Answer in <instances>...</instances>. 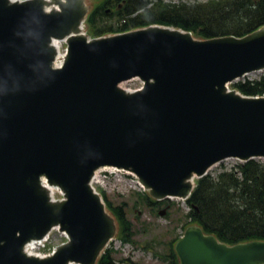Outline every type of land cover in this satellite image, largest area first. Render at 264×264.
<instances>
[{
  "label": "water",
  "instance_id": "1",
  "mask_svg": "<svg viewBox=\"0 0 264 264\" xmlns=\"http://www.w3.org/2000/svg\"><path fill=\"white\" fill-rule=\"evenodd\" d=\"M87 11V0H0V264H96L116 233L89 185L101 167L134 173L160 200L186 198L191 178L225 159H264V96L225 86L264 69V26L201 39L151 25L88 40ZM65 36L54 70L50 41ZM132 79L140 90L120 88ZM41 177L65 199L51 203ZM56 225L66 244L23 254ZM174 250L179 264H264V241L230 246L198 226Z\"/></svg>",
  "mask_w": 264,
  "mask_h": 264
},
{
  "label": "trees",
  "instance_id": "2",
  "mask_svg": "<svg viewBox=\"0 0 264 264\" xmlns=\"http://www.w3.org/2000/svg\"><path fill=\"white\" fill-rule=\"evenodd\" d=\"M106 9L109 11L106 13ZM149 25H162L190 31L196 37H241L264 26V0H206L169 3L164 0H96L88 15L87 33L100 36L125 32ZM233 88L250 96L264 95V75L253 81L235 83ZM136 205H155L146 193H135ZM108 211L117 222V238L135 244L134 229L127 215V204L114 203L103 194ZM188 225L199 226L227 245L264 241V160L251 159L223 170L215 177L204 176L187 200ZM180 236V235H179ZM161 259L178 264L173 244ZM147 244V248H151ZM125 264H139L122 259ZM114 252L106 250L97 264H115Z\"/></svg>",
  "mask_w": 264,
  "mask_h": 264
},
{
  "label": "rangeland",
  "instance_id": "3",
  "mask_svg": "<svg viewBox=\"0 0 264 264\" xmlns=\"http://www.w3.org/2000/svg\"><path fill=\"white\" fill-rule=\"evenodd\" d=\"M169 3H194L202 2L206 0H164ZM94 0H87V7H92ZM264 75V71L251 74L249 77L258 78ZM140 86V83L136 80L124 83L125 89L134 90ZM237 161L230 159L223 162L219 166H216L210 171L211 174H216L219 168L226 166H235ZM114 185V184H112ZM124 184V191L114 190L109 194H106L108 198L114 203L127 204V215L132 222L134 229L133 240L135 244L121 245L120 241L115 240L111 243V248L118 251L116 255V264H121L119 259L130 258L132 261L139 264H169L165 262L158 254H163L171 240L179 235H182L183 226L187 219L185 216L189 211L188 206L178 200L171 201V207L166 210L165 215L158 214L160 208H148L146 205H136L133 191H138L134 186ZM99 188V187H98ZM130 188V189H129ZM140 211V213H138ZM60 238L56 236L54 241H58ZM147 244H150L151 248H147Z\"/></svg>",
  "mask_w": 264,
  "mask_h": 264
},
{
  "label": "bare ground",
  "instance_id": "4",
  "mask_svg": "<svg viewBox=\"0 0 264 264\" xmlns=\"http://www.w3.org/2000/svg\"><path fill=\"white\" fill-rule=\"evenodd\" d=\"M57 45H58V43H57ZM62 62H63V59L60 58L59 62L57 63V69L60 68V66L62 65ZM127 92H130V90H127ZM95 181H98L97 176L93 179V182H95ZM39 183H40V186H42L44 189H46L48 198L50 200L53 199L55 201L54 194L56 191V187L54 185L49 184L47 182L46 178H43V177L40 178ZM38 245L39 244L28 245V255H31L33 253V248L38 246Z\"/></svg>",
  "mask_w": 264,
  "mask_h": 264
},
{
  "label": "flooded vegetation",
  "instance_id": "5",
  "mask_svg": "<svg viewBox=\"0 0 264 264\" xmlns=\"http://www.w3.org/2000/svg\"><path fill=\"white\" fill-rule=\"evenodd\" d=\"M170 206L168 205V208H169Z\"/></svg>",
  "mask_w": 264,
  "mask_h": 264
}]
</instances>
